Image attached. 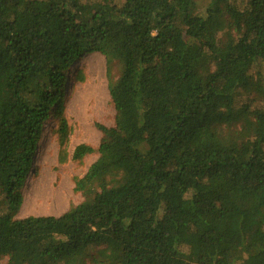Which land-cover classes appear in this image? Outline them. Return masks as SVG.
I'll return each mask as SVG.
<instances>
[{
  "label": "trees",
  "instance_id": "trees-1",
  "mask_svg": "<svg viewBox=\"0 0 264 264\" xmlns=\"http://www.w3.org/2000/svg\"><path fill=\"white\" fill-rule=\"evenodd\" d=\"M98 53L115 125L61 216L16 218L66 74ZM264 0H0V259L264 264ZM94 247L97 254L89 255Z\"/></svg>",
  "mask_w": 264,
  "mask_h": 264
},
{
  "label": "rangeland",
  "instance_id": "rangeland-1",
  "mask_svg": "<svg viewBox=\"0 0 264 264\" xmlns=\"http://www.w3.org/2000/svg\"><path fill=\"white\" fill-rule=\"evenodd\" d=\"M94 2L98 0H84ZM206 7L209 0H197ZM120 74V65H108L106 58L94 53L81 57L66 74L63 99V117L68 127L65 143V162H60V147L56 130L58 119L51 116L46 122L32 169L22 189V202L16 218L29 216L58 217L83 200L75 191L76 179L82 178L98 155L93 153L81 161H73L72 155L79 145L97 149L102 139L97 125L113 127L115 109L109 95V83ZM264 83V64L260 68ZM44 192L41 195L40 190ZM100 247H94L89 255L97 254ZM0 259V264H6ZM86 264H92L89 260Z\"/></svg>",
  "mask_w": 264,
  "mask_h": 264
},
{
  "label": "bare ground",
  "instance_id": "bare-ground-1",
  "mask_svg": "<svg viewBox=\"0 0 264 264\" xmlns=\"http://www.w3.org/2000/svg\"><path fill=\"white\" fill-rule=\"evenodd\" d=\"M43 192H44V190H43V189H41V190H40V194L42 195V194H43Z\"/></svg>",
  "mask_w": 264,
  "mask_h": 264
}]
</instances>
